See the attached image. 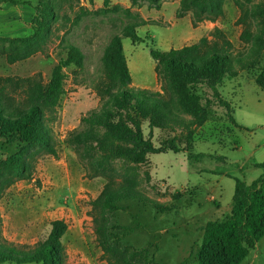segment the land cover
<instances>
[{"label":"rangeland","instance_id":"obj_1","mask_svg":"<svg viewBox=\"0 0 264 264\" xmlns=\"http://www.w3.org/2000/svg\"><path fill=\"white\" fill-rule=\"evenodd\" d=\"M13 1L41 8L47 0ZM49 1L56 17L51 21L53 36L46 53L10 64L6 60L9 46L0 42V76L40 73L47 81L52 67L66 56L68 45L82 52L83 66L64 69V94L55 119L49 122L58 156L36 153L31 176L13 181L1 194L0 242L33 245L46 238L52 220L64 219L68 223L62 237L66 264H107L95 241L89 214L90 202L100 193L104 178L86 174L90 159L85 153L86 142L76 146L67 143L71 131L82 129L81 116L98 110L102 104L95 85L103 79V51L114 35L133 27L139 40L122 38L130 87L160 92L162 98L168 99L169 94L163 91L162 81L154 72L150 47L178 48L197 42L217 27L230 41L233 59L243 56L245 60L243 66L235 62L236 75L224 78L219 86L221 96L230 103V114L242 127L233 125L225 109L217 105L202 123L190 124L191 115L181 113L172 102V108L186 123H172L160 130L149 129L144 122L143 133L156 146L162 139L178 136L182 139L180 148L184 150L187 143L192 147L188 152L152 153L144 164H129L132 168L128 176L136 179L142 193L159 204L125 199L120 202L125 209L113 215L120 225L136 227L122 239L124 250L153 243L155 264H197L204 225L230 213L234 177L247 183L264 177V168L254 165L264 161V89L254 81L256 67H246L250 44L240 39L244 27L256 31L264 25L261 17L244 16L264 0H223L222 16L202 19L194 26L191 10L181 16L176 14L179 0H137L134 4L131 0H109L107 6L103 0ZM32 29L33 23L18 35H29ZM187 135L189 140H185ZM22 144L15 134L1 136L0 162ZM240 264H264V236Z\"/></svg>","mask_w":264,"mask_h":264},{"label":"trees","instance_id":"obj_2","mask_svg":"<svg viewBox=\"0 0 264 264\" xmlns=\"http://www.w3.org/2000/svg\"><path fill=\"white\" fill-rule=\"evenodd\" d=\"M136 1L131 0L133 4ZM0 2L19 3L13 0ZM108 2L103 0V5L107 6ZM33 8V29L29 35L0 36V42L9 46L6 60L10 64L36 53L45 54L52 39L50 25L56 17L54 5L47 0L41 8ZM187 10H191L194 26L202 19L214 20L222 16L223 0H179L176 14L181 16ZM244 16L264 19V2L244 12ZM123 37L132 42L139 40L131 26L110 39L101 57L103 79L95 85L102 104L98 110L81 116L82 129L71 131L67 143L76 146L86 142L85 153L90 155L86 174L104 178L103 187L90 202L89 211L103 260L107 264H155L154 251L151 252L153 243L127 251L123 249L122 239L136 227L120 225L113 215L125 209L120 204L125 199L159 204L142 193L136 179L128 176L132 168L129 164H144L152 153L188 152L192 146L187 143L184 150L180 148L182 139L178 136L162 139L156 146L144 135L142 124L147 122L149 129L165 130L172 123H186L185 118L172 108L173 102L181 113L191 115L190 124L202 123L217 105L225 109L233 125L242 127L230 114V103L221 96L219 86L224 78L236 75L235 62L243 66L245 60L243 56L233 59L232 45L217 27L197 42L178 48L150 47L154 72L162 81L163 91L169 94L168 99H164L160 92L130 87L132 80L123 51ZM240 39L250 44L246 67H256L254 81L264 89V25L256 31L244 27ZM66 49V56L52 67L47 81L40 73L26 77L0 76V137L15 134L23 143L0 162V197L13 181L31 176L36 153L58 156L49 122L55 119L64 94V69L71 65L83 66L82 52L73 45ZM190 138L187 135L185 140ZM254 165L264 168V161ZM67 230L68 223L64 219H54L46 238L33 245L0 242V263L66 264L62 237ZM263 236L264 177L250 183L234 177L230 213L224 219L208 221L204 225L197 264H240Z\"/></svg>","mask_w":264,"mask_h":264},{"label":"crops","instance_id":"obj_3","mask_svg":"<svg viewBox=\"0 0 264 264\" xmlns=\"http://www.w3.org/2000/svg\"><path fill=\"white\" fill-rule=\"evenodd\" d=\"M34 15L35 10L29 3L0 2V36L14 37L25 33L29 30Z\"/></svg>","mask_w":264,"mask_h":264}]
</instances>
